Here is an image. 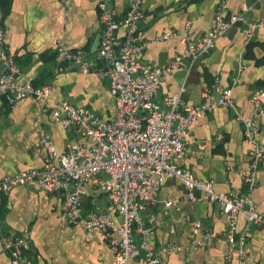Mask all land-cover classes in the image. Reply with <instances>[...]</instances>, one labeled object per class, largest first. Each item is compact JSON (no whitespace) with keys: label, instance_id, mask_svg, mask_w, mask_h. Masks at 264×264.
I'll return each instance as SVG.
<instances>
[{"label":"crops","instance_id":"crops-1","mask_svg":"<svg viewBox=\"0 0 264 264\" xmlns=\"http://www.w3.org/2000/svg\"><path fill=\"white\" fill-rule=\"evenodd\" d=\"M133 0H113L117 16H122ZM99 0H0V24L6 29L9 50L16 56L24 78L35 85L50 83L55 100L67 99L76 106L92 109L111 118L115 98L109 79L95 72L58 71L62 59L57 54L59 41L70 48L85 50L96 60L102 33ZM218 0H142L143 16L137 40L147 42L141 61L150 66L165 64L183 51L182 36L192 38L207 34L215 24ZM252 20L264 17V0H229L227 13H243ZM243 25L239 24L221 36L204 62L190 66L185 59L165 77L157 99L175 94L182 86L184 104L204 101L203 92L212 89L219 78L229 88L236 108L218 106L213 112L197 118L191 125L190 138L183 158L177 164L190 169L204 181H212L219 192L245 193L243 174L249 171V144L237 111L245 118L253 112L252 93L264 87V28L245 46ZM176 35L159 39L166 32ZM247 48V50H246ZM1 62V57H0ZM243 68L240 70V67ZM54 101L39 102L33 97L7 108L0 116V177L18 171L42 168L45 153L35 147L41 132L50 134L58 151L63 152L74 133L52 118ZM259 138L264 141V115ZM198 142H208L200 147ZM264 214V162L252 194ZM88 197L87 200L88 201ZM176 201L172 206L167 201ZM61 193H45L35 183L19 185L0 192V222L7 233L30 230L33 249L27 252L26 264H117L105 237L98 232L86 233L82 222L70 223L62 213ZM145 220H157L155 233L149 238L159 246L176 243L182 248L165 256L168 264H237V258L226 259L229 221L220 206L204 200L191 202L182 180L169 176L158 193V200L142 212ZM200 221L196 231L194 222ZM244 227L241 216L239 228ZM211 232L202 240L203 232ZM247 258L243 264H264V227L251 226L247 240ZM140 259L129 264H141ZM0 264H12L9 252L0 238Z\"/></svg>","mask_w":264,"mask_h":264},{"label":"built area","instance_id":"built-area-1","mask_svg":"<svg viewBox=\"0 0 264 264\" xmlns=\"http://www.w3.org/2000/svg\"><path fill=\"white\" fill-rule=\"evenodd\" d=\"M228 2L218 0L215 24L207 34L192 38L186 31L180 54L165 64L150 66L141 61L147 42L137 40L143 16L142 0H133L122 16H117L113 0H99L102 33L96 50L97 63L85 50L70 48L59 41L57 54L63 63L58 71L95 72L108 78L110 93L115 98L111 118L76 106L67 99L55 100L50 83L35 85L31 78H24L16 56L9 50L6 29L0 24V116L28 97L43 103L54 101L53 120L75 135L60 152L50 134L42 131L35 151L45 153L44 166L0 177V192L35 183L45 193H61L65 218L70 223L82 222L86 233H101L117 264H129L134 259H140L141 264H168L165 256L182 247L176 243L153 244L149 238L156 231L157 220L154 217L145 220L142 212L157 202L166 178L175 176L182 180L191 202L204 200L220 206L229 221L226 259L230 262L237 258V264H243L248 255L249 229L253 225L264 227V214L252 197L264 162V141L259 138L264 87L252 93L254 108L249 118L237 111L250 155L249 171L243 174L247 185L243 194L219 192L212 181L196 177L175 161L185 156L190 128L197 118L218 106L236 108L231 89L223 88L217 78L213 85L219 93L217 99L212 97V89L206 88L204 101L184 104V86L175 94L165 96L162 102L157 99L163 80L183 60H189L190 66L204 62L216 41L239 24L243 25L246 47L264 28V17L252 20L244 12L229 15ZM174 35L175 32L169 31L159 39ZM207 143L198 142V145L204 147ZM176 203L169 200L166 205ZM241 216L244 218L242 229L239 228ZM194 227L196 231L201 230V222L195 221ZM212 236L205 231L202 240L194 241L192 246L199 247ZM0 238L12 264L27 263V252L33 249L30 230L7 233L0 222Z\"/></svg>","mask_w":264,"mask_h":264},{"label":"rangeland","instance_id":"rangeland-1","mask_svg":"<svg viewBox=\"0 0 264 264\" xmlns=\"http://www.w3.org/2000/svg\"><path fill=\"white\" fill-rule=\"evenodd\" d=\"M105 117V116H104Z\"/></svg>","mask_w":264,"mask_h":264}]
</instances>
